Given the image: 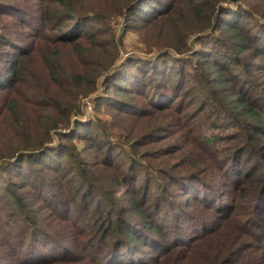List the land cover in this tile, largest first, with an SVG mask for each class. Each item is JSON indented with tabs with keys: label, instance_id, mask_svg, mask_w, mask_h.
Instances as JSON below:
<instances>
[{
	"label": "trees",
	"instance_id": "trees-1",
	"mask_svg": "<svg viewBox=\"0 0 264 264\" xmlns=\"http://www.w3.org/2000/svg\"><path fill=\"white\" fill-rule=\"evenodd\" d=\"M41 1L39 14L26 8L13 10L21 27L16 36L0 27V138L5 113L14 137L19 130L29 136L18 117L21 100L14 92L24 75L22 60L33 55V43L46 39L55 48H47L43 55L48 56L42 61L52 86L29 84L32 95L42 102L33 124V143L23 142L4 154L5 138L0 141V264H162L170 253L181 254V264H264V92L259 95L264 89V0ZM119 16L123 17L119 27L98 28ZM144 24L156 28V37L169 50L147 59L129 57L120 70L123 34ZM26 38L30 41L24 42ZM70 43L71 64H67L58 56L59 47ZM172 51L188 55L177 57ZM100 74L103 92L110 96L96 98L95 112L109 107L129 115L161 112L167 117L182 112L186 103H190L187 107L202 105L198 117L208 119L211 114L209 126L216 131L200 136L199 160L193 159L181 171L172 167L182 164L185 156L158 171L147 166L141 170L142 178L133 172V165L145 159L142 165L146 166L161 154L142 156L141 139L152 138L151 131L160 127L172 134L175 127L168 121L148 125L146 133L127 131L129 166L110 179V187L98 189L92 174L98 162L81 161L75 144L85 134L99 140L93 129L80 130L83 124L78 122L71 132L57 130L80 110V96L95 90ZM137 94L148 95L143 106L132 101ZM92 122L96 125L98 119ZM226 125L227 133L218 136ZM51 131L58 135L56 143ZM8 145L7 139L4 146ZM178 145L171 150L176 157L186 147L182 142ZM107 149L102 146L104 161ZM247 149L260 159V167L254 161L241 166ZM9 156V161H3ZM25 168L31 169V175ZM195 170L198 173L190 174ZM3 171L18 180L3 184ZM42 172L60 174L57 183L69 192L65 205L64 191L51 192L45 184L51 180ZM209 172L221 173L215 185L198 178ZM41 174L47 182H39ZM29 189L57 217L68 220L71 230L53 219L64 229L62 233L69 234H55L37 223V209L18 197ZM162 189L175 193L177 199ZM250 200L249 211L258 213L255 219L241 210ZM177 201L179 206L174 208ZM3 203L15 206V223L3 222ZM185 205L190 208L184 209ZM72 206L80 207L83 215L68 218ZM153 238L158 239L156 247ZM3 247L9 252L3 253Z\"/></svg>",
	"mask_w": 264,
	"mask_h": 264
},
{
	"label": "rangeland",
	"instance_id": "rangeland-1",
	"mask_svg": "<svg viewBox=\"0 0 264 264\" xmlns=\"http://www.w3.org/2000/svg\"><path fill=\"white\" fill-rule=\"evenodd\" d=\"M3 2V14L0 15V27H3L4 32H16L12 33L13 36H16L17 33L21 32V27L18 25V19L15 17L18 14L14 12L13 10H22V8L29 9L30 13L37 14L38 8L42 6L41 0H2ZM4 4H8L10 8L4 7ZM34 10L35 12L31 11ZM40 11V10H39ZM38 11V14H39ZM36 18V17H34ZM117 20H113L110 22V24H103L102 26L98 27L101 29H105L107 26H113L119 27L121 25V22L123 21V17L119 16L116 18ZM121 21V22H120ZM158 26V25H155ZM116 31H119L117 29ZM120 32V31H119ZM46 35L50 36L49 31H46ZM104 38H108L107 35L103 34L101 35ZM95 38L96 33H95ZM48 39V37H47ZM98 39V38H97ZM46 40V39H45ZM44 41H41L39 44L33 43L34 46H36L35 50L33 51L32 56H28L22 60V63L25 65L24 68V75L20 77V83L15 87L14 92H17L18 98L21 100V104L19 106L20 114L18 117L21 118L23 122V128L28 130L29 136H27L23 130H19L16 137L11 133V131L7 127V123L9 121V114L5 113L3 114V135L0 138V141L3 140V153L7 154L18 145L24 143H27L31 145L33 143L36 134L33 132V124L38 119V116H40V108L42 106V102L39 101L40 98H36L32 95V88L29 86L30 83L34 85H38L39 88L41 86L45 89L47 87H50V85L46 80V68L45 65H42V61L45 60V57L48 55L45 54L47 48H50V50H55L53 48V43H48ZM25 41H30V38H26ZM48 44V46H47ZM149 44V45H148ZM165 44L163 40L156 37V28L149 26L148 24H144L139 26V28H133V29H127L125 33L123 34V42L118 50V54H120L119 59H122L121 63V69L124 67V61L127 60L129 57L133 58H139V59H147L152 58L164 50H169V46L163 45ZM73 44L70 43V45H60L59 50L60 54L58 55L59 58L63 59L67 64H71V47ZM149 47V48H148ZM51 51V52H52ZM41 52H43L41 54ZM172 53L177 57H185L188 54H180L176 53L175 51H172ZM101 54V53H100ZM118 59V60H119ZM117 60V62H119ZM264 84V83H263ZM37 93V91H34ZM156 91L152 92L155 93ZM264 92V89L261 90L259 95H262ZM105 95L110 94L103 92V86L101 82V74L96 82V88L95 90L89 92L86 95L80 96V110L75 111L74 113L69 116L68 125L66 126H59L57 131L61 132H71L74 129V126L76 123L81 122L83 124L82 127H79L80 130H85V128L91 127L93 129V134L96 138L99 140H95L93 136L89 134H85L87 137L82 138L81 140H76V150L78 152L82 153V160L89 165L98 164L96 169L92 172L94 176V180L98 181L97 188L101 190H105L108 187L112 185V181L110 180L112 177L119 176L120 171L124 169V167L129 166V154L126 150L125 145L130 142L131 137L128 136V132L131 134H138L140 132H147L148 125H154V124H160L162 122H170V124H173L175 127V130L172 134H169L168 132L163 130V127H160V129H156L151 131L153 137L152 138H142L141 141L144 143V145H138L141 146L139 148L142 156L145 154H148L150 158H156V159H150L151 161L146 162V166H143L142 164L145 163L144 161L137 162L136 165H133V172H138L142 176V171L145 170V167H156V169H150L158 171L160 168H166V164H172L173 161H180L181 158H183L182 164L180 165H173L172 169H175V171H181L183 166L190 163V161H193V159L199 160V158L202 156L200 151L202 150L200 147V136L204 134H211L214 133L216 130H213L210 128L209 123L211 120V114L208 119H205L203 117H198L197 112L198 109L202 106L196 107L195 103H192L193 105L187 107L190 103H186L184 105V110L180 113H172L170 116H167L164 113H153L152 115L148 113H144L143 115H129L122 112H115L113 109H110L107 107L105 110L104 108L101 109L98 112H95V100L98 97H102ZM148 96V95H147ZM144 94H137L134 97V102L136 103H144L146 97ZM121 97H119L120 99ZM189 98H192L190 96ZM108 99V97H107ZM195 101V99H194ZM189 102V101H187ZM193 102V101H192ZM64 103V102H63ZM113 103H116V101H113ZM47 104V103H44ZM118 104V102H117ZM143 106V104H141ZM264 107V106H263ZM143 108V107H141ZM209 108V107H207ZM207 108L204 110L207 111ZM48 112V111H44ZM98 119V124L94 125L92 121L95 119ZM181 122H183V125H179ZM82 128V129H81ZM228 125L223 127L220 131L217 132L218 136H222L227 133L228 131ZM128 131V132H127ZM25 136L28 138L26 141H24ZM52 139L56 143L58 141V135L55 133V131H51ZM9 140V145L4 146V142L6 140ZM51 139V140H52ZM182 142L186 144V147L184 149H181L179 157H176L171 150L174 146L179 147L178 143ZM215 140H212L210 142V145L214 143ZM124 143V144H123ZM102 146H108L109 149H107V154L105 157V160L103 159L102 155ZM8 147H11L8 149ZM101 147V149H99ZM148 149V151H147ZM165 152V153H164ZM178 152V153H180ZM147 155V156H148ZM251 156V161H249V158ZM9 157H3V161L7 160L9 161ZM256 162L258 167L261 166L260 159L249 152L248 149L243 151L242 158H241V166L248 164V166L251 164V162ZM107 162L114 163L115 166L108 165ZM84 163V162H83ZM64 163L62 164V166ZM82 165V164H81ZM84 165V164H83ZM231 166L227 167V171L230 169ZM13 169V167H11ZM130 169V168H129ZM147 170H149L147 168ZM262 170V169H260ZM13 172V171H12ZM24 172L27 175H31V169L25 168ZM46 177L48 176L51 181L47 182L44 175H39V182H47V188L51 190V192H57L59 189L60 191H64V195L62 194L63 204L65 205L67 203L66 201V195H69V192L65 191L64 188H61L58 185V181L61 179L60 174H58L57 177H54L53 175H48L47 172H42ZM198 173V170L193 171L190 174ZM226 173V172H225ZM223 173V175L225 174ZM221 173H206L204 175H200L198 178L206 180L209 184L215 185L216 179L220 176ZM143 178V176H142ZM160 183H164L161 175H159ZM8 180H13L12 182H16L18 179L15 175L11 173H7L3 171V184H8ZM16 184V183H15ZM232 185V184H231ZM174 186V185H173ZM232 189L231 187H228V190ZM33 190V189H32ZM162 192L172 198L173 200L177 199V195L173 192L165 191V189H162ZM229 193H232V191H228ZM57 194V193H56ZM32 195L36 196L37 198H34ZM58 196V194H57ZM20 200L25 201L28 205L34 206L37 209V217L39 219L37 220V223L44 227L47 230H50L54 232L55 234H59V231L62 233L64 229L62 227L58 226V224L53 219L60 220L61 224L69 229L68 220H63L62 218H59L54 214L55 212L52 211L50 208L47 207L46 201L41 198L35 191H31V189L21 193L18 196ZM59 197V196H58ZM41 198V199H38ZM47 199V198H45ZM251 200L242 205V212L245 213V215L252 219H255V216H258V213H254L253 211H249L248 206L251 204ZM4 206H6L5 209H3V222L7 220L9 224H13L16 222V220L13 218L14 215L12 213V210L14 209V205H10L8 203H3ZM48 204V203H47ZM9 206V207H8ZM179 206V202L177 201L174 208ZM184 209H189L190 206L185 205L183 206ZM80 214L82 213V209L78 207V210L76 207L72 206L71 211L69 213V217H74V214ZM250 213V214H249ZM83 215V213H82ZM11 216V217H10ZM262 225H264V221H261ZM56 229V230H54ZM258 230V229H257ZM62 234H69L67 232H64ZM245 240H250L249 237H245ZM153 241L155 242V247L158 245V239L153 238ZM153 248L152 250H154ZM9 250L5 247H3V253H8ZM156 255H159V252H155ZM181 254H169L162 262V264H181L179 263V259L181 258Z\"/></svg>",
	"mask_w": 264,
	"mask_h": 264
}]
</instances>
